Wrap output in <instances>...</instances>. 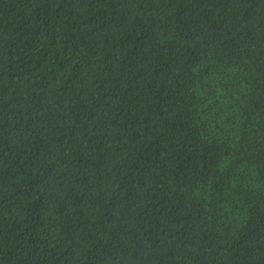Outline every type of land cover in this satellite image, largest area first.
Returning <instances> with one entry per match:
<instances>
[{"label":"trees","instance_id":"obj_1","mask_svg":"<svg viewBox=\"0 0 264 264\" xmlns=\"http://www.w3.org/2000/svg\"><path fill=\"white\" fill-rule=\"evenodd\" d=\"M0 264H264V0H0Z\"/></svg>","mask_w":264,"mask_h":264}]
</instances>
